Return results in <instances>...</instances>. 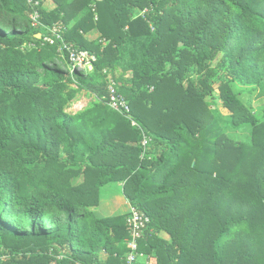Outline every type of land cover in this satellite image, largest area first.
Returning a JSON list of instances; mask_svg holds the SVG:
<instances>
[{"label": "trees", "instance_id": "1", "mask_svg": "<svg viewBox=\"0 0 264 264\" xmlns=\"http://www.w3.org/2000/svg\"><path fill=\"white\" fill-rule=\"evenodd\" d=\"M31 1L0 0V264H124L128 214L94 213L110 184L153 264H264V0Z\"/></svg>", "mask_w": 264, "mask_h": 264}, {"label": "built area", "instance_id": "2", "mask_svg": "<svg viewBox=\"0 0 264 264\" xmlns=\"http://www.w3.org/2000/svg\"><path fill=\"white\" fill-rule=\"evenodd\" d=\"M28 4L36 6L37 3H33L28 0ZM38 15L34 13L30 16V20L33 22V27L38 25L37 23ZM50 36L44 37L43 41L49 45L58 44V52L65 51L68 56L69 64L72 68L81 71H91L93 63L96 61V57L85 50H78L72 45H67L62 43L63 40L60 37V31H62V26H54L47 30ZM60 42V43H58ZM62 43V44H61ZM107 88L108 94L106 97V104L112 111L122 115L128 121H130L133 128H138L139 126L131 118V110L128 105L127 100L119 95L116 88L115 81L108 77L107 78ZM142 140L140 142L141 147L145 148L148 144L149 139L142 134ZM149 224V218L133 208H130L128 216L126 218V228L128 233V238L125 241L128 252L124 257V264H153L151 262V257L147 256L139 251V242L143 238V234L147 225ZM59 257L58 259H60Z\"/></svg>", "mask_w": 264, "mask_h": 264}, {"label": "rangeland", "instance_id": "3", "mask_svg": "<svg viewBox=\"0 0 264 264\" xmlns=\"http://www.w3.org/2000/svg\"><path fill=\"white\" fill-rule=\"evenodd\" d=\"M218 91L215 92V97L218 98ZM91 101V98L86 96L84 93L77 96V98L72 101L69 106L66 108V111L69 113H76L84 109L87 104ZM260 101V102H259ZM217 109L220 112L223 118H228L231 114L223 108L222 102L220 100H216ZM253 106L256 110H262V106H264V100H255ZM111 188V190L109 189ZM119 184H110L105 188L100 190V204L98 207L94 209V213L96 216L107 215L110 212L105 211L107 204L112 203L113 205L118 202V197L120 196ZM119 195V196H118ZM102 214V215H101Z\"/></svg>", "mask_w": 264, "mask_h": 264}, {"label": "crops", "instance_id": "4", "mask_svg": "<svg viewBox=\"0 0 264 264\" xmlns=\"http://www.w3.org/2000/svg\"><path fill=\"white\" fill-rule=\"evenodd\" d=\"M98 33L97 31H92L91 33H88L86 35L87 40L91 41V40H95L96 38H98ZM111 190V188H109ZM119 189H120V196L117 198L118 202L117 205L116 203L113 205L112 203L107 204L105 211L110 212L107 215H102V216H97V218H108V217H115V216H121V215H127L129 210H130V205L129 203L123 198L122 196V192H121V185H119ZM112 191V190H111ZM100 204V202H99ZM99 206V205H98ZM105 258V254H101L100 255V259H104Z\"/></svg>", "mask_w": 264, "mask_h": 264}, {"label": "water", "instance_id": "5", "mask_svg": "<svg viewBox=\"0 0 264 264\" xmlns=\"http://www.w3.org/2000/svg\"><path fill=\"white\" fill-rule=\"evenodd\" d=\"M38 38H40V35H38Z\"/></svg>", "mask_w": 264, "mask_h": 264}]
</instances>
